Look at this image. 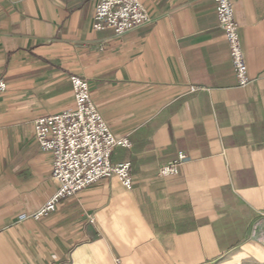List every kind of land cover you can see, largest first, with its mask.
<instances>
[{
	"label": "crops",
	"instance_id": "obj_1",
	"mask_svg": "<svg viewBox=\"0 0 264 264\" xmlns=\"http://www.w3.org/2000/svg\"><path fill=\"white\" fill-rule=\"evenodd\" d=\"M150 21L97 31V0H0V264H216L264 241V0H232L251 83L239 86L216 0H141ZM87 79L131 162L52 215L34 121ZM195 87V90H192ZM187 155L177 175L162 164Z\"/></svg>",
	"mask_w": 264,
	"mask_h": 264
},
{
	"label": "built area",
	"instance_id": "obj_2",
	"mask_svg": "<svg viewBox=\"0 0 264 264\" xmlns=\"http://www.w3.org/2000/svg\"><path fill=\"white\" fill-rule=\"evenodd\" d=\"M219 26L230 45L232 62L239 86L252 81L235 18L232 0H216ZM150 21L148 10L141 0H97L93 28L97 31L112 28L123 34ZM74 106L60 113L45 115L34 121L36 139L44 151L54 157L52 179L55 193L35 212L21 214L20 219H42L57 211L64 199L75 196L89 185L112 176L121 184L132 187L131 162H112L118 147H131L127 137H117L91 97L87 79L71 76ZM0 79V95L7 89ZM195 90V87H192ZM187 155L180 152L159 168L161 176L177 175Z\"/></svg>",
	"mask_w": 264,
	"mask_h": 264
},
{
	"label": "rangeland",
	"instance_id": "obj_3",
	"mask_svg": "<svg viewBox=\"0 0 264 264\" xmlns=\"http://www.w3.org/2000/svg\"><path fill=\"white\" fill-rule=\"evenodd\" d=\"M216 264H264V241L254 242L243 256L234 257L229 261H220Z\"/></svg>",
	"mask_w": 264,
	"mask_h": 264
}]
</instances>
